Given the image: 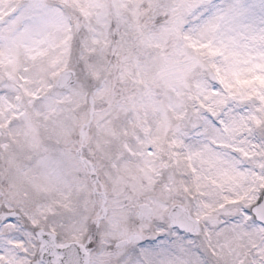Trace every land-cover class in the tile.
Listing matches in <instances>:
<instances>
[{"label":"snow or ice","instance_id":"6c2138e0","mask_svg":"<svg viewBox=\"0 0 264 264\" xmlns=\"http://www.w3.org/2000/svg\"><path fill=\"white\" fill-rule=\"evenodd\" d=\"M0 264H264V0H0Z\"/></svg>","mask_w":264,"mask_h":264}]
</instances>
